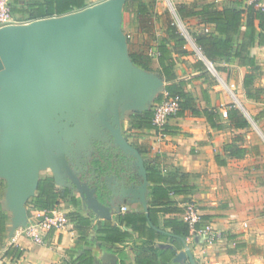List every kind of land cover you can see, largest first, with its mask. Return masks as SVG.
I'll use <instances>...</instances> for the list:
<instances>
[{"label":"crops","instance_id":"crops-1","mask_svg":"<svg viewBox=\"0 0 264 264\" xmlns=\"http://www.w3.org/2000/svg\"><path fill=\"white\" fill-rule=\"evenodd\" d=\"M94 1L90 0L88 6L93 5ZM142 1L153 15L150 24L142 16L124 11L122 29L125 13L139 21L141 41L135 44L128 39L129 53L131 50L149 51L153 63L151 70L147 71L160 78L163 85L139 110H153L157 102L169 97L166 86L175 83L194 97L200 113L195 115L186 110L183 115L177 116L178 110L167 120V137L161 140L156 136L154 124L149 129H131L129 116L136 109L123 111L120 118L121 133L135 148L146 147L143 153L138 149L146 169L150 163L164 174L178 172L185 176L184 188L188 190L187 193L171 192L169 196L175 205L169 210L154 212L153 220L141 225L140 229L121 224L120 214H148L150 207L162 203L150 199L153 188L150 181L146 188V204L130 196L128 189L133 184L138 187L143 180L135 158L131 166L136 169L137 179L128 176V184L124 180L119 181L112 168V173L106 176L107 194L100 197L110 206V219L102 218L85 207L80 193L74 190L71 196L60 199L57 205L66 213L69 221L62 227L50 230L45 243L40 244L16 232V213L9 204L8 182L0 174V205L7 217L5 231L0 233V264H88L85 262L87 256L81 257L85 251L90 252L93 259L91 264H192L191 258L195 264H264V37H257L253 45L246 47L244 58H224L213 63L211 68L208 65L211 61L199 51L200 47L193 34L204 29L211 30L214 25L189 17L191 38L172 46L176 78L167 81L161 72L156 51L157 45L167 36V16L170 10L161 0ZM174 1L176 4L195 7L215 3L223 9L232 5L233 0ZM259 1V5L263 6L264 1ZM250 2L244 0L243 5L247 6ZM261 32L257 25V33ZM239 39L240 42H247L244 33ZM251 72L255 77L246 87L245 77ZM229 105H237L245 113L249 120L248 126H233L227 117ZM205 109L213 112V120L219 126L211 125L203 113ZM235 136L240 137L238 145L246 150L231 155L225 151V145L231 143ZM112 140L115 145L113 137ZM45 171L53 175L48 169L42 171L41 176L47 175L43 174ZM67 185L56 182L59 190L69 187ZM38 192L39 189L36 195ZM35 196L26 204L29 219H34L39 211L32 204L31 199ZM189 203H195L199 208L201 221L196 224L197 229L212 224L221 232L219 238L209 242L205 234L196 232L191 235L190 230L185 238L175 234L170 221L187 222L184 211ZM28 205H32V209ZM122 206H127V209L122 211ZM71 212L83 214L87 222L83 225L82 222L71 220ZM107 220L120 226L126 232V238L113 241L100 237L97 229ZM188 236H191L189 240ZM11 246L23 249V255H9L7 251ZM180 254L184 255L180 258Z\"/></svg>","mask_w":264,"mask_h":264},{"label":"water","instance_id":"water-1","mask_svg":"<svg viewBox=\"0 0 264 264\" xmlns=\"http://www.w3.org/2000/svg\"><path fill=\"white\" fill-rule=\"evenodd\" d=\"M126 2L104 0L0 28V174L8 182L15 228L27 224L26 204L48 169L57 183L67 178L85 207L111 218L103 194L71 166L67 146L101 107L117 116L118 127L109 132L117 147L135 156L143 177L128 189L130 196L147 203V169L140 151L122 136L120 117L145 106L163 81L131 59L122 29Z\"/></svg>","mask_w":264,"mask_h":264},{"label":"trees","instance_id":"trees-1","mask_svg":"<svg viewBox=\"0 0 264 264\" xmlns=\"http://www.w3.org/2000/svg\"><path fill=\"white\" fill-rule=\"evenodd\" d=\"M12 11L15 17L20 21H31L55 15H63L73 11L81 10L87 7L90 0H10ZM264 1V0H263ZM244 0H233L232 5L220 9L215 3H206L201 7L189 6L187 4H177V13L184 20L189 17L197 18L204 24L214 25L213 29L201 30L193 34L198 46L204 56L212 63H217L222 59L231 57L244 58V53L248 45H253L257 37H264V5L260 6L259 0H251L247 5H243ZM124 11L133 12L140 15L150 24L152 13L142 0H127ZM167 36L157 45V59L162 74L167 81H173L176 78L175 64L176 60L172 57V46L174 44H182L186 41V37L180 33L178 28L167 22ZM257 25L261 29V33H257ZM244 33L246 41L240 42V36ZM130 56L133 62L144 70H151L153 58L149 51L131 50ZM251 62V61H250ZM255 77L253 72L248 73L245 77V86L248 87ZM166 90L170 97H179L181 99L180 109L177 116L183 115L184 111L190 110L195 115L200 112L195 104L194 97L175 83L168 84ZM203 113L208 118L211 125L219 126L213 120V112L205 109ZM218 116V114H216ZM227 117L235 128H243L249 125L245 113L237 105H229ZM154 113L151 109L137 110L129 116L131 129L142 130L153 128ZM240 137L235 136L233 141L225 145V151L231 155H237L245 152V148L238 145ZM143 153L146 147L137 146ZM218 157V154H217ZM134 156H129L123 152L115 153L112 156L111 168L116 171L115 175L126 174L137 179L136 169L132 167ZM148 179L153 185L150 193V199L159 201L160 206L150 207L149 213L131 212L120 214V222L125 225H131L140 229L141 225L147 221H152L154 212L169 210L175 205L170 199V193L175 194L187 193L184 188V177L178 172L164 174L157 166L147 164ZM134 171V172H133ZM74 189L66 187L62 189L56 188V182L53 175L41 176L39 183V192L32 198V204L38 210H49L57 207L60 199L71 196ZM77 200L78 199H75ZM172 209V208H171ZM177 210V209H176ZM71 220H77L84 225V215L79 212H71L69 214ZM7 217L6 212L0 205V233L5 231ZM173 223L175 234L186 237L189 234L188 222L180 220L170 221ZM100 237H104L113 241H121L126 238V232L120 226H116L110 220L105 221L103 226L98 227ZM179 245V244H178ZM176 245V246H178ZM7 253L14 257H21L23 249L11 246ZM88 264L92 263L90 252L85 251L83 256L86 257ZM81 259V258H79ZM76 263V260L74 261Z\"/></svg>","mask_w":264,"mask_h":264},{"label":"built area","instance_id":"built-area-1","mask_svg":"<svg viewBox=\"0 0 264 264\" xmlns=\"http://www.w3.org/2000/svg\"><path fill=\"white\" fill-rule=\"evenodd\" d=\"M168 1L169 9L172 14V24L175 25L180 33L186 38H191L189 28L184 20L177 13L176 5L173 0ZM29 22V21H28ZM17 23H25V21L18 20L12 11V5L10 0H0V28ZM201 49L199 48V51ZM208 65L212 68L213 63L208 62ZM180 108V98L178 97H167L161 102H157L154 105V118L153 124L156 129V136L159 139H165L167 137L166 124L167 120L176 114ZM226 115V113H225ZM127 206H122L121 210L124 211ZM184 216L186 221L190 224V234L194 235L196 232L205 234L208 237V241L212 242L221 236V232L214 228L212 224H207L202 229H197L196 224L201 221V215L199 208L195 203H189L186 205ZM69 219L59 207H55L49 210H39L36 213L34 219H28V222L24 226H20L16 229L18 234H22L36 243L44 244L46 241L47 233L52 229H57L64 226ZM191 236L187 237L189 240Z\"/></svg>","mask_w":264,"mask_h":264},{"label":"flooded vegetation","instance_id":"flooded-vegetation-1","mask_svg":"<svg viewBox=\"0 0 264 264\" xmlns=\"http://www.w3.org/2000/svg\"><path fill=\"white\" fill-rule=\"evenodd\" d=\"M92 112L85 131L76 132L74 141L68 142L67 146L71 166L83 181L87 182L91 188H96V193L100 196L107 194L106 176L112 173L110 172L113 164L112 156L120 153L113 143L108 128L118 127L119 123L115 113L110 115L103 107ZM117 176L119 181L124 180L126 184L130 182L128 175L124 173ZM64 180L66 184H70L67 178Z\"/></svg>","mask_w":264,"mask_h":264},{"label":"rangeland","instance_id":"rangeland-1","mask_svg":"<svg viewBox=\"0 0 264 264\" xmlns=\"http://www.w3.org/2000/svg\"><path fill=\"white\" fill-rule=\"evenodd\" d=\"M102 1H104V0H95L93 5L97 4L99 2H102ZM161 2L164 3V6L168 10H170L169 9V5H168V1L161 0ZM173 2H174L175 5H177L174 0H173ZM124 15H125V20L123 21V30H124L125 33H129L131 35L129 37L128 34H126L127 38L129 40L135 42V44H139L140 41H141V33H140V23H139V21L136 20L134 17L131 18L128 13H125ZM167 19L169 21L173 20L171 12L168 14ZM184 23L187 24L188 28H190L188 19H184ZM189 31H190V29H189ZM130 43H132V42H130ZM130 43H129V45H130ZM89 113H90V111H89ZM47 173H49V171H45L43 174H47ZM2 193H3V190H2ZM28 207L32 209V205H28Z\"/></svg>","mask_w":264,"mask_h":264}]
</instances>
